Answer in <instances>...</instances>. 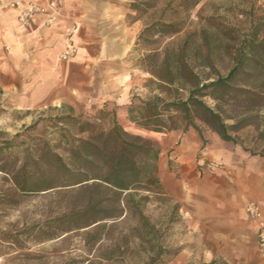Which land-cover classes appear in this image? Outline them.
<instances>
[{"label":"rangeland","instance_id":"rangeland-1","mask_svg":"<svg viewBox=\"0 0 264 264\" xmlns=\"http://www.w3.org/2000/svg\"><path fill=\"white\" fill-rule=\"evenodd\" d=\"M181 1L154 0V9L137 16L142 20L143 30L161 21L179 23L182 32L171 38H144L132 49L124 65L120 64L127 75L133 76L131 80L129 76L126 90L136 103L151 100L159 94L151 82L152 75L143 69L149 54L156 50L162 54L167 45H175L173 48L177 49L190 34H196L188 49V55H192L202 45L201 32L205 29L208 43L213 48L216 72L226 77L235 65L232 53L247 44L255 24L264 22V0H203L191 11L184 10ZM261 30L257 43L264 41L263 26ZM263 52L261 45L255 53L256 60L230 84L221 101L210 97L202 99L221 114L227 125L247 124L238 130L229 129L231 141H222L235 151H243L256 159H264ZM214 79L216 76L211 78ZM94 89L91 96L96 95ZM187 96L183 93L184 99ZM12 100L4 95L0 76V144L7 147L0 155V167L6 162L11 167H19L24 157L23 149H36L42 143L56 145L64 140V133L66 143L72 137L89 136L88 133L80 134L78 126L69 121L64 126L66 130L56 129L55 121L60 117H80L81 122L94 123L98 130H109L114 124L112 112L97 109L98 101L94 98L89 99L86 107L77 110L64 105L23 110L15 108ZM172 116L177 129H183L185 133L187 119L182 114ZM192 121L198 126L195 131L202 146L191 160L185 161L178 159L183 135L169 136L170 131L150 135L126 125L128 132L161 144L159 177L167 201L161 204L153 199L147 207H139L150 224L148 228L138 215L130 212L118 221L102 222L115 227L106 230L102 241L90 252L86 246L88 229L72 231L69 227L68 215L78 207H68L67 199L46 193L18 197L19 202L10 205L7 195L11 185L0 173V264H89V261L91 264H264V256L256 247L249 222L247 224L243 217L227 219V213L217 209L222 203L216 198L229 193L234 184L232 178L237 183H246L248 179L226 173L223 159L212 152L216 135L203 122L197 108H193ZM18 134L22 136L16 138ZM60 153L66 156L64 151ZM140 233L145 234L144 239L140 238ZM118 244L121 250L115 246Z\"/></svg>","mask_w":264,"mask_h":264},{"label":"trees","instance_id":"trees-1","mask_svg":"<svg viewBox=\"0 0 264 264\" xmlns=\"http://www.w3.org/2000/svg\"><path fill=\"white\" fill-rule=\"evenodd\" d=\"M202 1L182 0L181 7L191 11ZM154 8V0L131 3V9L137 15ZM262 26L264 22L255 24L247 44L232 53L235 65L226 77L216 72L213 48L208 43V31L205 29L201 32L202 45L192 55H188V49L196 34H190L183 45H177V49L173 48L175 45H167L162 54L158 50L149 54L143 69L152 75L151 82L159 94L151 100L132 104L128 109V119L140 129L164 134L178 128L172 115L182 114L188 121L187 128L198 130L192 121L193 108H197L212 132L225 141H231L229 129L238 130L247 124L227 125L221 114L208 107L202 99L210 97L221 101L230 84L249 63L256 60L257 49L264 46L263 40L256 42ZM181 32L179 23L157 21L145 27L136 46L147 37L171 38ZM261 57L264 61V52ZM213 76L216 79L211 80ZM183 93L188 94L187 98H183ZM218 93L221 94L219 97ZM66 121L78 126L80 134L88 133L89 136L72 137L66 143L64 133V140L56 145L42 143L36 149H23L24 157L19 167H11L9 162L0 167V173L11 185L7 195L9 204L18 203V197L41 193L67 199L68 207H78L68 215L69 227L72 231L88 229L86 246L89 252L102 241L106 230L115 227L102 222L118 221L130 212L138 215L148 228L150 224L139 207H147L153 199L161 204L167 201L159 177L160 144L151 138L128 132L117 122L109 130H98L94 123L67 116L56 120L55 128L65 129ZM21 136L18 134L16 138ZM6 150L7 147L0 144V155ZM60 151H64L66 156ZM140 234V238L144 239L145 234ZM115 246L118 250L122 248L119 244Z\"/></svg>","mask_w":264,"mask_h":264},{"label":"crops","instance_id":"crops-1","mask_svg":"<svg viewBox=\"0 0 264 264\" xmlns=\"http://www.w3.org/2000/svg\"><path fill=\"white\" fill-rule=\"evenodd\" d=\"M133 2L65 0L62 17L53 26H47L44 16L38 15L29 27H23L16 11L1 9L0 76L4 95L12 97L14 107L23 110L62 105L77 110L86 107L89 99L94 98L98 101L97 109L107 113L111 111L113 122L125 130L132 128L145 134L161 135L140 129L128 119V109L136 103L126 90L133 76L127 75L125 67H120V64L124 65L130 57L144 28L142 20L131 9ZM129 18L132 20L128 21ZM72 29V42L77 54L63 62L60 55ZM5 47L9 48L8 52ZM93 88L96 95L91 96ZM177 134L184 136L178 159L191 160L202 146L200 136L194 127L187 128L185 133L183 129L168 133L169 136ZM215 135L217 140L215 138L211 146L212 152L223 159L226 173L248 179L246 183H237L232 178L234 184L229 193L216 198L218 203H222L217 209L227 213V219H246L253 229L258 249L255 224L249 219L246 207L254 201L264 212V159L250 158L243 151H235L222 141L219 134ZM160 147L159 161L163 154L161 144Z\"/></svg>","mask_w":264,"mask_h":264},{"label":"built area","instance_id":"built-area-1","mask_svg":"<svg viewBox=\"0 0 264 264\" xmlns=\"http://www.w3.org/2000/svg\"><path fill=\"white\" fill-rule=\"evenodd\" d=\"M65 0H0V8L6 11H16L18 21L23 27H29L34 18L38 15L44 16L47 26L57 24L62 17V7ZM73 29L66 37V44L60 55L63 62L69 61L77 54V48L72 42ZM8 52L9 48L5 47ZM249 219L255 224L257 245L259 251L264 254V212L260 205L254 201L249 202L246 207Z\"/></svg>","mask_w":264,"mask_h":264}]
</instances>
